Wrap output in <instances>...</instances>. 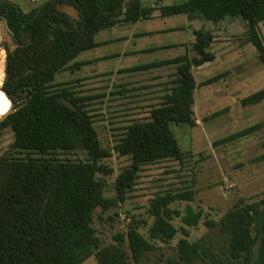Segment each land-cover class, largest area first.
I'll list each match as a JSON object with an SVG mask.
<instances>
[{"label": "trees", "instance_id": "16d2710c", "mask_svg": "<svg viewBox=\"0 0 264 264\" xmlns=\"http://www.w3.org/2000/svg\"><path fill=\"white\" fill-rule=\"evenodd\" d=\"M151 1L153 5L144 0H49L29 12L0 1V21L7 36L3 42L2 89L13 104L0 122V140L8 132L13 138L8 151L0 154V264H85L92 257L97 264L140 263L158 242L170 245L176 237L178 230L172 221L181 213L171 206L191 200L187 192L161 194L150 201L148 214L153 223L148 238L141 232L147 221L133 216L127 230L115 235V243L106 245L94 222L96 216L102 220L127 201L144 166L185 160L171 126H196L198 85L193 68L216 60L211 52L213 34L196 32L192 57L128 70L176 69L172 80L164 84L159 104L151 107L148 117L123 128L111 148L103 146L90 108L92 100H102L106 94L86 96L77 90L76 83L56 82V78L89 64L75 60L101 46L96 41L99 33L151 19L156 11L163 18L185 15L216 25L228 18L241 19L247 26L246 42L257 49L264 66V42L259 33V25L264 23V0H181L166 6H160L164 0ZM63 6L74 8L78 17L63 11ZM222 77H214L206 85ZM122 87L109 95L125 97L140 89ZM1 95L3 115L10 102ZM262 102L264 89L243 99L242 105ZM262 126L220 143L248 137ZM79 153L85 158H70ZM113 154L128 158L130 165L117 176L116 196L109 198L105 178L114 172L107 164ZM201 218V213L188 207L182 221L197 227ZM207 225L218 228L220 240L211 236L192 242L189 231L183 228L186 238L179 241L178 257L169 264H264V199L236 204L220 222L211 220Z\"/></svg>", "mask_w": 264, "mask_h": 264}, {"label": "rangeland", "instance_id": "374dc122", "mask_svg": "<svg viewBox=\"0 0 264 264\" xmlns=\"http://www.w3.org/2000/svg\"><path fill=\"white\" fill-rule=\"evenodd\" d=\"M0 1L13 3L23 12H29L49 0ZM144 1L150 5L154 3L151 0ZM164 2L166 6L180 3L181 0ZM60 8L73 18L78 17L72 7ZM200 31L213 34L211 52L215 54L216 60L202 68H193L198 85L194 104L196 126H171L186 154L185 160L144 166L127 201L119 209L104 215L102 220L95 217L94 227L106 245L115 243V235L127 230L133 216L147 221L141 232L148 238V228L153 223V218L148 214L152 199L166 193L187 192L192 195L191 200L176 201L171 206L181 216H175L172 221L178 233L170 245L158 242L157 248L148 253L142 262L131 261V264H169V261L178 257L179 241L186 238L183 228L189 231L188 239L192 242L211 236L219 241L218 228L209 227L207 222H220L236 204H252L264 199V161L261 160L264 154V102L248 107L242 105L243 99L264 89V66L259 60L257 49L246 42L247 26L241 19L228 18L216 25L200 19L191 21L187 16L180 15L141 20L137 24L125 23L102 31L96 41L105 44L83 52L75 60L88 61L89 64L80 71H67L56 78V82L76 83L77 90L86 96L106 94L102 100H92L90 108L96 116L95 126L103 146L111 148L123 128L133 121L148 117L151 107L159 104L164 84L172 80L176 71L172 66L142 72L128 69L194 56L188 44L196 41V32ZM259 33L264 42V23L259 25ZM124 35L128 37L127 40H117ZM6 37L4 23L0 21L2 76L3 62L6 60L3 42ZM167 46L175 48L163 50ZM121 53L129 55L120 57ZM120 70L127 72L120 74ZM221 75L223 77L219 82L206 85L208 80ZM120 86L123 89H140L125 97L109 95ZM258 124H263L258 132L220 143ZM12 140L10 132L4 135L0 140V154L8 151ZM70 158L83 159L85 156L79 153ZM107 164L114 172L105 178L106 196L113 198L116 196V178L130 165V160L113 154ZM188 207L202 214L197 227H188L182 221ZM85 264H97V261L92 257Z\"/></svg>", "mask_w": 264, "mask_h": 264}, {"label": "crops", "instance_id": "0c3cea01", "mask_svg": "<svg viewBox=\"0 0 264 264\" xmlns=\"http://www.w3.org/2000/svg\"><path fill=\"white\" fill-rule=\"evenodd\" d=\"M160 6H165V2H161L160 3ZM157 14V15H156ZM154 16H157V17H152L151 19H154V18H163V17H161V15H160V12L159 11H156V13H154ZM185 16V15H184ZM189 18V17H188ZM190 19V18H189ZM191 21H193L192 19H190ZM196 20H198V19H196ZM137 24V23H136ZM123 25V24H122ZM121 26V25H120ZM128 39V37L126 36V35H124V36H120L117 40L119 41V40H122V41H125V40H127ZM195 43V41H193V42H191V43H189L188 45H189V47H190V50H191V45L192 44H194ZM99 44H101V46H103L104 44H105V42H102V43H99ZM187 46V45H186ZM168 48H175L174 46L172 47V46H167V47H165L163 50H166V49H168ZM157 50H159V49H157ZM191 52V51H190ZM192 53V52H191ZM125 55H129V54H127V53H121L120 54V57L121 56H125ZM119 57V58H120ZM166 61V60H165ZM156 63H158V62H156ZM153 64V63H152ZM147 65H149V64H147ZM207 65V64H206ZM146 66V65H145ZM205 66V65H204ZM204 66H202V67H204ZM139 67H142V66H139ZM202 67H200V68H202ZM134 68H136V67H134ZM128 70H130V69H128ZM127 72V70H120V71H118V73H120V74H125Z\"/></svg>", "mask_w": 264, "mask_h": 264}, {"label": "water", "instance_id": "95a60500", "mask_svg": "<svg viewBox=\"0 0 264 264\" xmlns=\"http://www.w3.org/2000/svg\"><path fill=\"white\" fill-rule=\"evenodd\" d=\"M5 52H6V51H5ZM0 92H2V93L6 96L7 100L10 102V108H9V110H8L5 114L0 115V122H1V121H3V120L9 115V113L12 111L13 104H12V101H11L10 97L8 96V94L2 89V86H0Z\"/></svg>", "mask_w": 264, "mask_h": 264}, {"label": "bare ground", "instance_id": "6f19581e", "mask_svg": "<svg viewBox=\"0 0 264 264\" xmlns=\"http://www.w3.org/2000/svg\"><path fill=\"white\" fill-rule=\"evenodd\" d=\"M3 64H4V71H5V62H3ZM3 80H4V74H3V76H2V82L0 83V86H2V84H3ZM0 98L2 99V95H1V92H0ZM3 102V101H2ZM3 105H5V103L3 102ZM9 109H8V107L5 105V113L8 111ZM4 113V114H5Z\"/></svg>", "mask_w": 264, "mask_h": 264}]
</instances>
